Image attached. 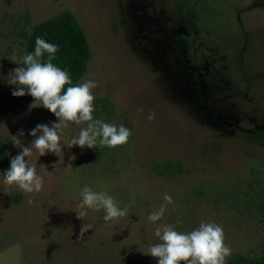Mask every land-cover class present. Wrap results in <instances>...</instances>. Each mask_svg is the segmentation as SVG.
I'll list each match as a JSON object with an SVG mask.
<instances>
[{
  "label": "rangeland",
  "instance_id": "obj_1",
  "mask_svg": "<svg viewBox=\"0 0 264 264\" xmlns=\"http://www.w3.org/2000/svg\"><path fill=\"white\" fill-rule=\"evenodd\" d=\"M254 4L0 0V264H158V258L145 254L159 242L156 224L147 217L165 203V193L174 203L158 224H173L182 233L201 221L222 225L225 244L232 249L226 264L235 255H264V146L250 137L264 130V8L252 10ZM179 6L197 36L194 47L181 56L188 55L190 69L208 68L215 86L209 93L213 108L222 113L233 106L234 133L208 124L174 89L172 74H180L183 92H188V78L174 63L170 43L166 51L172 67L163 61L161 47L166 26L178 24L169 17ZM65 11L74 15L89 43L91 58L80 83L88 78L98 83L94 119L122 124L131 136L115 148L68 147L87 124L69 122L60 156L49 152L40 157L33 148L25 158L44 182L40 192L26 194L5 185L4 173L21 146H31L35 137L30 130L59 119L42 106L30 110L31 95L13 96L17 86L8 84L9 73L24 67L19 62L33 28ZM157 23H162L159 33ZM20 130L21 145H15L13 136ZM85 185L108 192L119 207H128V214L105 222L103 210L87 209L77 219ZM86 223L92 228L80 238Z\"/></svg>",
  "mask_w": 264,
  "mask_h": 264
},
{
  "label": "clouds",
  "instance_id": "obj_2",
  "mask_svg": "<svg viewBox=\"0 0 264 264\" xmlns=\"http://www.w3.org/2000/svg\"><path fill=\"white\" fill-rule=\"evenodd\" d=\"M59 50L57 44L49 43L42 37L35 40L34 54L26 53L19 64L26 67H17L10 71L8 84L16 85L12 95L23 97L31 95L34 102L29 105L30 110L44 107L53 113L59 122L38 124L30 135L35 137L31 146H21L22 151L11 159L10 168L4 173L3 183L16 186L22 192L38 193L43 188V177L37 174L35 165L30 164L26 157H31L32 149L39 152L40 157L51 152L58 156L62 151L61 139L64 130L69 127V122L80 125L78 135L68 143V147L80 146L81 148L110 147L126 144L131 136V130L122 124L105 123L102 119H94V94L93 90L98 83L88 78L79 84H72L70 74L53 63L55 53ZM47 53L46 61L43 59ZM12 61H16L15 56ZM65 85L67 87L66 91ZM149 119H154V115ZM24 131L20 130L13 136L15 145H21ZM75 159V157H72ZM81 201L77 205V219L87 215V209L103 210L105 222L115 221L128 214V207L121 208L118 202L106 191H94L85 185L80 191ZM165 201L158 209L153 210L147 217L148 221L156 224L154 236L159 242L149 247L147 255L158 258V264H226V258L232 254L230 245L225 244V233L222 225L214 221H201L199 226L190 232L182 233L176 230L173 224H158L167 211V205L174 203L172 197L165 193ZM31 199L29 203H31ZM135 202L133 197L132 202ZM131 203L129 207H131ZM177 223H182L177 220ZM92 228L89 223L82 224L80 238Z\"/></svg>",
  "mask_w": 264,
  "mask_h": 264
},
{
  "label": "flooded vegetation",
  "instance_id": "obj_3",
  "mask_svg": "<svg viewBox=\"0 0 264 264\" xmlns=\"http://www.w3.org/2000/svg\"><path fill=\"white\" fill-rule=\"evenodd\" d=\"M256 4L252 7V10L254 9H263L264 3L263 0H255ZM263 5L262 7H257L259 4ZM250 10L249 8L247 11ZM183 10L182 7L179 6V10L175 12L173 15H170L169 19L171 21H177L178 24H173L172 26L167 27L165 29L166 37L165 42L163 46L161 47L163 50V61L166 62L168 67H172L175 64L167 63V60L169 59V51L167 52L166 49L168 47L167 44L170 43L172 50V55L175 56L176 65H178L181 70H183L182 75L187 76L188 81L185 82V85H187L188 92L181 91L179 80H180V74L178 72H175L172 74L173 80L177 82L174 89L179 92V94H184L186 98H188V101L190 105L195 110L196 114L198 116H201L208 124L220 128L226 129L228 132H235L236 120L234 118L229 117V113L231 109H233V106H229L225 112H218L215 111L213 108V103L215 102V99L210 96V92L214 90L215 86L214 83L209 81L207 74L208 68H206L204 65H197L195 68H191L187 66L188 61V55L181 56L182 53L187 52L194 47L196 44V34L195 29L192 26V23L190 21H187L183 19ZM161 22V19H160ZM241 24H243L240 21ZM161 25L162 23L156 24V32L159 33L161 31ZM161 43V42H158ZM178 56V58H177ZM187 63V64H186ZM222 91V88H221Z\"/></svg>",
  "mask_w": 264,
  "mask_h": 264
},
{
  "label": "trees",
  "instance_id": "obj_4",
  "mask_svg": "<svg viewBox=\"0 0 264 264\" xmlns=\"http://www.w3.org/2000/svg\"><path fill=\"white\" fill-rule=\"evenodd\" d=\"M44 38L47 42L57 44L59 50L55 53L53 63L70 74L72 84H79L88 71L91 51L84 30L69 11L36 25L27 41L26 53L34 54L35 40ZM47 59V53L43 58ZM26 67V65H24ZM70 85H65V91ZM251 140L264 146V130H256L250 134ZM177 170H180L178 167ZM227 264H264V255L260 257H247L235 255Z\"/></svg>",
  "mask_w": 264,
  "mask_h": 264
}]
</instances>
